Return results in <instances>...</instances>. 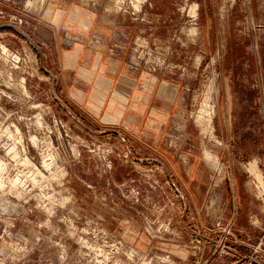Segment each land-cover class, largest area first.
Here are the masks:
<instances>
[{
    "label": "rangeland",
    "instance_id": "rangeland-1",
    "mask_svg": "<svg viewBox=\"0 0 264 264\" xmlns=\"http://www.w3.org/2000/svg\"><path fill=\"white\" fill-rule=\"evenodd\" d=\"M99 1L89 0L87 10L97 11ZM104 1L107 11L148 23L131 6ZM205 1L210 20L194 0L173 4L171 47L134 37L129 70L172 81L180 92L157 152L132 135L129 152L105 131L103 100L84 98L82 85L52 87L41 70L35 47L43 67L59 71L53 0H0V26H9L0 29V264H194L206 241L196 233L225 236V245L252 254L264 229L250 217L260 214H248L249 231L239 229L229 180L232 169L250 186L247 171L260 180V164H230L222 98L223 91L252 96L257 117L242 107L238 124L264 123V0ZM67 33L58 35L62 47L74 39ZM181 40L187 48L175 52ZM119 47L114 42L110 52ZM156 155L172 159V181L155 164L133 159ZM181 221L194 235L184 237Z\"/></svg>",
    "mask_w": 264,
    "mask_h": 264
},
{
    "label": "crops",
    "instance_id": "crops-1",
    "mask_svg": "<svg viewBox=\"0 0 264 264\" xmlns=\"http://www.w3.org/2000/svg\"><path fill=\"white\" fill-rule=\"evenodd\" d=\"M176 1L148 0L141 13L148 19V23H136L124 15L107 11V1L104 0L99 1L101 7L97 11L87 10L89 0H53V52H56L59 61L55 64L59 71L51 73L43 67V63H40V67L42 65L45 71L41 70L51 77L52 87L54 84L82 85L86 91L84 98L95 100L98 96L103 100L101 122L106 126L105 131L117 134L129 152V135H132L138 145L155 150L165 129L166 118L177 109L180 91L176 83L165 80L159 82L156 77L135 74L128 68L130 46L137 35L143 34L150 37L152 43L164 42L163 45L171 47L175 20L173 4ZM194 3L199 6L201 19L210 20L204 16L206 1L194 0ZM214 14L213 12V18ZM182 22L181 20L180 23ZM183 24H180L179 29L184 35ZM63 32H68V36L74 38L64 47L58 37ZM201 33L204 34L203 29ZM114 42L119 43L120 47L111 53L110 48ZM186 48L187 44L181 40L179 45H175L174 51L184 53ZM53 96L56 97L54 93ZM252 100V96L248 98L244 94H235L234 97L233 93L223 91L228 158L230 164L236 159L246 163L255 162L260 164L259 170L264 172V123L238 124L240 114L237 112L242 107L255 116L256 108L251 103ZM77 102L80 104V101ZM120 105L123 109H120ZM133 159L136 163L155 164L173 180L172 170L168 166L172 164L171 158L156 155L153 158ZM229 181L233 216L239 229L245 233L249 231L245 228L248 214L258 211L260 220L264 221V213H261V207L251 198L252 190L249 183H244L242 176H237L231 169ZM173 183L178 188L175 181ZM188 192L189 196L195 195L191 190ZM184 195L186 197L187 194ZM199 195L202 196V193ZM186 210L184 208L183 211ZM179 226L184 231L185 238L194 235L195 230L187 223L181 221ZM240 237L244 239L243 235ZM214 239L215 237H211L201 243L194 264H237L245 257V249L230 244L226 250H221ZM250 240L254 242L255 239Z\"/></svg>",
    "mask_w": 264,
    "mask_h": 264
},
{
    "label": "built area",
    "instance_id": "built-area-1",
    "mask_svg": "<svg viewBox=\"0 0 264 264\" xmlns=\"http://www.w3.org/2000/svg\"><path fill=\"white\" fill-rule=\"evenodd\" d=\"M113 2L115 5L119 6L118 8L119 10L123 9L124 7L131 6L132 13L140 15L142 13L143 7L146 4L147 0H115ZM148 52H149V49H148ZM147 62L148 61H146V63ZM245 165L247 166L249 165V163H245ZM247 173H248V176L250 177V184H251L250 188L252 190V193H255V195L260 199L261 205H262L261 213H264V172L260 171L261 173L260 180H257L256 177H252V174L249 173L248 171ZM250 222L254 224L255 226H259L261 229H264V221H261L258 218V215L251 216ZM208 235L209 234H206V236H202L201 234L196 233L198 242L201 243L203 240H206V241L209 240ZM225 239H226L225 236H220L214 239L215 243H217V245L220 247L221 250H226L227 248V245H225V242H224ZM240 243L244 244L243 242H240ZM262 243H264V234H262V236L260 237L258 244L256 246H252L253 248L252 254L249 256H245L237 264H256L254 260L258 261L260 264H264V248L261 247Z\"/></svg>",
    "mask_w": 264,
    "mask_h": 264
},
{
    "label": "water",
    "instance_id": "water-1",
    "mask_svg": "<svg viewBox=\"0 0 264 264\" xmlns=\"http://www.w3.org/2000/svg\"><path fill=\"white\" fill-rule=\"evenodd\" d=\"M6 27H9V26H8V25H1V26H0V29H1V28H6ZM25 37H26V39H27L28 41H31L30 38H28L27 36H25ZM35 49H36V51H37V53H38L40 63H42V54H41V52L39 51V49H38L37 47H35ZM41 69H42L43 71H45V69L42 67V65H41ZM254 262H255L256 264H260L258 261H255V260H254Z\"/></svg>",
    "mask_w": 264,
    "mask_h": 264
}]
</instances>
